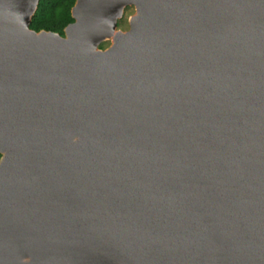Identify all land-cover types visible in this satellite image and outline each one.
I'll return each mask as SVG.
<instances>
[{
  "label": "water",
  "instance_id": "water-1",
  "mask_svg": "<svg viewBox=\"0 0 264 264\" xmlns=\"http://www.w3.org/2000/svg\"><path fill=\"white\" fill-rule=\"evenodd\" d=\"M38 1L0 0V264H264V0H75L63 34Z\"/></svg>",
  "mask_w": 264,
  "mask_h": 264
},
{
  "label": "trees",
  "instance_id": "trees-1",
  "mask_svg": "<svg viewBox=\"0 0 264 264\" xmlns=\"http://www.w3.org/2000/svg\"><path fill=\"white\" fill-rule=\"evenodd\" d=\"M74 2L75 0H39L29 26L34 30L46 29L63 34L64 26L73 21L71 7Z\"/></svg>",
  "mask_w": 264,
  "mask_h": 264
},
{
  "label": "rangeland",
  "instance_id": "rangeland-1",
  "mask_svg": "<svg viewBox=\"0 0 264 264\" xmlns=\"http://www.w3.org/2000/svg\"><path fill=\"white\" fill-rule=\"evenodd\" d=\"M135 7L134 5H126L123 10V14L120 18L117 20V28H120L122 30H126L129 25V17L134 14ZM111 43V39H106L101 42L102 48L107 47Z\"/></svg>",
  "mask_w": 264,
  "mask_h": 264
},
{
  "label": "flooded vegetation",
  "instance_id": "flooded-vegetation-1",
  "mask_svg": "<svg viewBox=\"0 0 264 264\" xmlns=\"http://www.w3.org/2000/svg\"><path fill=\"white\" fill-rule=\"evenodd\" d=\"M102 47V46H101ZM1 155V154H0Z\"/></svg>",
  "mask_w": 264,
  "mask_h": 264
}]
</instances>
